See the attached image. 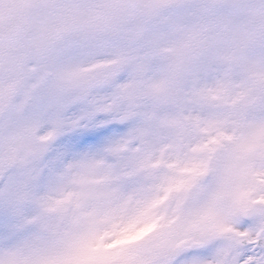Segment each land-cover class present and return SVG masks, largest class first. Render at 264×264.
I'll use <instances>...</instances> for the list:
<instances>
[{
	"label": "snow or ice",
	"instance_id": "obj_1",
	"mask_svg": "<svg viewBox=\"0 0 264 264\" xmlns=\"http://www.w3.org/2000/svg\"><path fill=\"white\" fill-rule=\"evenodd\" d=\"M0 264H264V0H0Z\"/></svg>",
	"mask_w": 264,
	"mask_h": 264
}]
</instances>
